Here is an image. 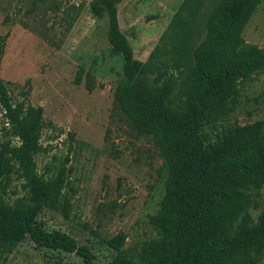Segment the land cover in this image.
Listing matches in <instances>:
<instances>
[{
  "label": "trees",
  "instance_id": "obj_1",
  "mask_svg": "<svg viewBox=\"0 0 264 264\" xmlns=\"http://www.w3.org/2000/svg\"><path fill=\"white\" fill-rule=\"evenodd\" d=\"M123 1L91 0L89 11L107 18V41L123 60L114 112L156 148L165 181L148 220L157 236L133 253L123 250L124 235L108 240L115 252L110 264H259L264 211L253 217L250 209L258 208L264 186V121L225 123L241 84L264 71V49L243 38L261 0H182L144 62L120 30ZM2 47L0 40V54ZM7 86L0 79V111L20 144L0 143V253L28 237L40 248L95 264L86 246L37 222L44 207H59L63 180L37 177L42 108L13 103ZM12 170L28 195L8 203Z\"/></svg>",
  "mask_w": 264,
  "mask_h": 264
},
{
  "label": "rangeland",
  "instance_id": "obj_2",
  "mask_svg": "<svg viewBox=\"0 0 264 264\" xmlns=\"http://www.w3.org/2000/svg\"><path fill=\"white\" fill-rule=\"evenodd\" d=\"M91 0H0V79L13 103L42 108L38 178L59 175V207H44L37 222L86 246L95 264H110L107 241L124 235L123 250L136 252L157 236L149 224L164 194L165 173L156 148L114 112L113 90L122 57L107 41V18H95ZM182 0H125L118 5L120 30L134 57L146 61ZM244 41L264 49V0L243 31ZM79 79V82L77 80ZM92 84V91L86 85ZM0 111V143L18 146ZM264 121V71L241 84L238 105L226 125ZM10 164L9 157L1 158ZM4 172V171H3ZM7 202L27 196L23 179L9 174ZM256 217L264 211V186ZM0 264H84L73 253L36 246L28 237ZM264 264V259L259 263Z\"/></svg>",
  "mask_w": 264,
  "mask_h": 264
}]
</instances>
